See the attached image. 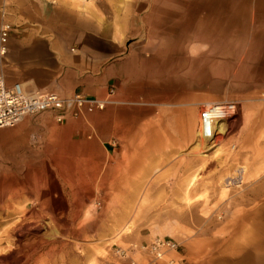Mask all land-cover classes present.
Listing matches in <instances>:
<instances>
[{"label":"rangeland","instance_id":"374dc122","mask_svg":"<svg viewBox=\"0 0 264 264\" xmlns=\"http://www.w3.org/2000/svg\"><path fill=\"white\" fill-rule=\"evenodd\" d=\"M74 1L104 13L111 22L133 19L129 44L151 57L148 73L155 114L170 109L166 105L181 97L186 105H194L198 123L205 104L222 101L239 104L233 125L240 120L228 135L220 134L210 143L199 137L196 122L193 144L174 148L160 146L159 136L170 142V135L155 116V140L148 150H178L171 159L185 169L151 172L120 171L118 164L130 162L129 157L107 152L103 140L90 132L87 114L68 117L79 122L72 125L57 122L55 113L46 112L40 114L46 118L43 122L31 125L38 115L0 129V187L7 191L39 187L51 172L61 180L65 168L60 167L68 165L77 174L85 171L92 191L76 218L77 197L67 195L68 187L63 195L68 208L57 206L55 213L36 204L35 193L25 194L16 205L20 213L3 216L7 220L0 225L3 247V231L20 214L46 220L52 233L46 236L47 230L41 231L35 251L26 250L28 262L17 264H220L232 258L235 248L251 253L254 237L242 219L264 208L263 199L254 201L246 195L264 179V0ZM114 142L109 150L115 148ZM163 157L155 154L150 161ZM242 168L245 180L230 179ZM163 238L174 240L179 249L162 260L130 250ZM0 262L14 264L6 255Z\"/></svg>","mask_w":264,"mask_h":264},{"label":"crops","instance_id":"0c3cea01","mask_svg":"<svg viewBox=\"0 0 264 264\" xmlns=\"http://www.w3.org/2000/svg\"><path fill=\"white\" fill-rule=\"evenodd\" d=\"M132 20L124 24L121 18L108 21L104 13L74 0H0V30L4 25L11 27L6 55L0 58V76L7 86L21 84L27 92L108 100L104 110L87 114L89 130L103 140L109 154L129 157L130 162L118 164L120 171L185 169L171 159L178 150L153 152L148 145L155 140V116L170 135V142L159 136L160 146L193 144L198 123L194 105H186L182 98V105L169 104L170 109L155 114L153 81L148 73L151 57L129 44L134 32ZM45 119L40 115L30 123ZM112 140L116 146L109 150ZM155 154L164 157L159 162L150 161ZM254 244L255 238L252 252L247 254L257 256ZM234 256L237 259L239 254L232 251ZM232 258L226 257L221 263Z\"/></svg>","mask_w":264,"mask_h":264},{"label":"bare ground","instance_id":"6f19581e","mask_svg":"<svg viewBox=\"0 0 264 264\" xmlns=\"http://www.w3.org/2000/svg\"><path fill=\"white\" fill-rule=\"evenodd\" d=\"M181 97L174 100L171 105L178 106L182 105ZM240 120V119H239ZM231 124L230 121L222 120L217 123L216 131L222 135H228L229 132L236 127L238 121ZM206 143L212 142V140L205 139ZM199 146V144H197ZM217 151H214L216 153ZM208 156V155H206ZM64 164L67 162L64 161ZM65 168L62 172L63 179L58 180L53 172L47 175L48 179H44L41 181L40 186H25L21 188H13L12 190H8L4 188V186L0 187V225L7 224V220L10 216H14L17 213L16 205L21 204L24 200V195L27 194L29 196L34 195V202L39 204V206L47 208L51 213H55L57 210V206H64V208H68V201L64 195L65 188L68 189V196L76 198V212L74 213V218L78 217L82 208L90 202L92 198V191L86 185V173L83 171L75 172L76 170L65 165ZM237 170L236 174H232L230 179H236V177H241L242 180H245V168H242L239 172ZM60 181V182H59ZM243 182V181H242ZM259 182V183H258ZM256 183L261 184V187H258L255 190H252L250 193L246 195H250L251 198L255 201L258 199L264 200V179L259 180ZM232 183H228L230 186ZM227 185V186H228ZM225 186L224 189L228 187ZM225 191L222 193L224 195ZM26 195V196H27ZM64 195V197H63ZM111 203H113L114 208L117 210V205L114 203L116 200L113 196L110 199ZM3 216L5 219H3ZM18 219L14 222L8 229L3 231L5 237V247H3V240L0 238V258H3L6 255L7 258L11 259L14 264L20 263L22 260H26L28 262L29 256L26 255L27 251H35L34 247L37 244H40L41 241H37L41 239L40 232L43 230H47L46 236L49 233H52L51 226L46 223V220L42 221H33L32 217L25 218L23 216L17 217ZM243 223H249L251 229V236L255 238V244L253 246V250L257 253V256L247 254L244 250L234 249L235 253L239 254L238 260L236 256L232 258V261H224L221 264H264V208L256 209L254 211L248 212L243 216ZM57 222H63L64 224H68L67 220H57ZM57 223H55V226ZM259 254V255H258ZM2 260V259H1ZM2 262V261H1ZM0 262V263H1Z\"/></svg>","mask_w":264,"mask_h":264},{"label":"built area","instance_id":"2783aa9c","mask_svg":"<svg viewBox=\"0 0 264 264\" xmlns=\"http://www.w3.org/2000/svg\"><path fill=\"white\" fill-rule=\"evenodd\" d=\"M11 27L4 25L0 30V55L7 52V40ZM108 100L88 99L81 95L65 98L56 93L34 91L27 92L21 84L7 86L0 76V129L14 128L24 119L36 117L46 112L55 113L56 121L63 122L68 117L79 118L84 114L102 111ZM239 104L234 101H222L205 104L199 115L198 135L202 139L216 141L220 135L216 125L222 120H235ZM178 244L172 239H158L148 245H135L131 251H143L152 256L155 261L162 260L167 253L177 252ZM126 251L123 250L122 253Z\"/></svg>","mask_w":264,"mask_h":264}]
</instances>
